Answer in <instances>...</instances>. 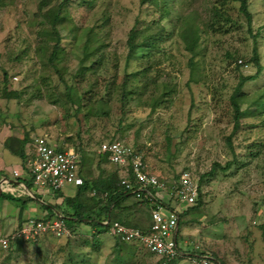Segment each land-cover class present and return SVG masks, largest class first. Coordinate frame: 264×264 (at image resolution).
<instances>
[{"label":"rangeland","instance_id":"rangeland-1","mask_svg":"<svg viewBox=\"0 0 264 264\" xmlns=\"http://www.w3.org/2000/svg\"><path fill=\"white\" fill-rule=\"evenodd\" d=\"M248 1L250 25L236 0H171L163 18L141 0H70V14L58 23L63 40L54 66L49 57L57 39L37 16L41 0H0V132L82 150L90 181L119 171L99 154L109 140L143 153L150 171L171 184L191 170L199 178V202L182 217L181 248L226 264H264V72L243 87L239 104L247 114L236 132L230 100L240 76L256 72L248 63L255 45L264 66V0ZM216 10L224 17L215 18ZM178 11L194 13L199 25L192 68ZM135 25L144 47L128 65ZM90 34L92 53L84 60ZM90 233L82 225L69 238L46 237L12 252L0 246V264H117L115 241ZM147 252L133 245L120 254L123 264H157Z\"/></svg>","mask_w":264,"mask_h":264},{"label":"built area","instance_id":"built-area-1","mask_svg":"<svg viewBox=\"0 0 264 264\" xmlns=\"http://www.w3.org/2000/svg\"><path fill=\"white\" fill-rule=\"evenodd\" d=\"M99 154L107 156L109 163L121 170L120 186L124 192L154 206L151 212L152 222L146 232L117 221H105L104 225L109 226L108 233L124 242L141 244L159 263L170 264L180 256V214L198 203L199 178L193 171L185 170L177 183L171 184L150 171L143 153L120 140L101 143ZM81 162V156L74 147H60L46 138L36 137L26 146L24 170L11 169L10 174L17 180L26 176L39 191L64 193L66 188L84 185L85 176ZM0 188L3 192L29 199L37 196L23 181L15 188L4 179L0 182ZM153 191L167 194L176 207L168 208L159 203ZM95 194L94 192L93 195ZM71 235L68 223L62 215L51 219L28 218L17 230L0 237V246L6 250L16 240L31 243L45 237L64 239ZM190 260L192 264H224L209 253L191 257Z\"/></svg>","mask_w":264,"mask_h":264},{"label":"trees","instance_id":"trees-1","mask_svg":"<svg viewBox=\"0 0 264 264\" xmlns=\"http://www.w3.org/2000/svg\"><path fill=\"white\" fill-rule=\"evenodd\" d=\"M241 3L240 5V11L243 15H245L246 19L248 20V24L250 25L252 23L253 17L249 9V1L248 0H236ZM53 0H41V3L38 8V14L37 16L39 18H43L46 20V22L51 26L50 30L51 33L56 37L57 42L52 47V52L49 57V61L52 65L55 66V61L59 57L60 51H61V42H62V35L61 32L58 29V23L59 21L65 17L68 16L70 13V0H62L59 4H53ZM142 4L149 3L152 6L156 8L157 11H162L161 18L168 16L170 11V2L171 0H141ZM51 6V7H49ZM49 7V9L45 12L43 10L45 8ZM215 18L217 16L224 17L223 14H221L219 11L216 10L214 12ZM177 15L179 16V20L181 21V28H180V36L185 43L187 51L191 54L190 59V66L191 68L195 66V58L198 55L199 52V43L201 41V35L200 31L198 30L199 25L196 22V17L194 13L185 14L184 12L178 11ZM140 19L137 20V24H139ZM139 26L135 25L128 33L127 38V49L128 53L126 55V61L129 65L133 58L136 56L137 52L144 47L143 43L138 42V31ZM163 28V27H162ZM164 30V29H161ZM50 33V34H51ZM49 34V33H48ZM91 34L88 35L89 39L86 40V43L84 44L83 48V59L88 58L89 55L92 53L90 52L91 47ZM256 42L258 35L254 36ZM151 42V41H150ZM149 43V39L147 41ZM97 49V48H96ZM94 52V51H93ZM253 56L252 59L249 60L248 63H252L256 67V72L252 75H241L239 84L235 87L234 93L231 96V103L234 108V119H235V132L238 131L241 128V120L246 116V112L243 111L240 107L239 101L242 100L245 97V94L243 93V87L247 82L250 81H257L261 75L264 72V66L261 64V59L259 55L258 47L255 45L253 50ZM88 56V57H87ZM227 56L231 59H234L231 53H228ZM82 60L81 62H83ZM237 69H241V66L236 64ZM5 77H7V74H5ZM126 86L127 84H123V94H122V100L126 99ZM264 91V86L263 89ZM71 99V98H70ZM153 109H155L158 106V102L155 101ZM14 141L18 146L15 149L12 147V152L19 156L23 161L26 159V146L29 143V139L23 138L21 140L9 138L7 140L6 146L11 147L13 144L11 143ZM80 152L82 150L79 149ZM80 152H78L80 154ZM81 156V167L84 166V156ZM104 156V155H103ZM107 159V156H104ZM108 161V159H107ZM122 175L121 170L114 172L112 175L108 177H99L97 180L90 181L86 178L84 185L79 186L74 189V195L68 196L63 195V203L64 206L67 208L62 210L60 207L53 206V210L58 214L62 215L63 218L67 221L68 226L71 230L72 235H75L78 233V229L82 225H87L91 230L92 238L94 237L96 239L100 238L103 234H107L109 231V226L104 225L105 221H117L121 224H124L128 227H133L139 230H142L146 232L152 222V209L154 206L149 203L145 202L144 200H139L135 197V195L129 194L127 192H124L123 189L120 186V177ZM1 176V174H0ZM163 179V178H162ZM179 179V177H178ZM166 180V179H164ZM167 181V180H166ZM178 181V180H177ZM174 182V183H177ZM29 187H31V184H28ZM96 193V195H93V193ZM162 193L160 191H153V194L156 196V199L159 201V203L167 206L170 208V204L164 201V199L161 197V195L158 197L157 194ZM200 194V191H199ZM2 198L15 202L20 203L22 202L21 199L14 197L13 195L9 193H2ZM199 202V201H198ZM24 202L23 204H25ZM129 203V204H128ZM22 204V205H23ZM127 205V206H126ZM130 205V206H129ZM198 203L184 211L182 214H180V221L182 223V217L185 214H189L193 211L197 210ZM133 208H137L136 215L137 218L135 221H128L126 219V216L124 214V211L130 210ZM149 211L150 218L148 216V223H147V215L145 214L146 211ZM58 217L57 215L53 214L52 217ZM51 217V218H52ZM49 218V219H51ZM46 219V218H42ZM264 228V227H263ZM180 233V230H179ZM46 238V237H45ZM43 238V239H45ZM115 238V248L114 251L117 255V264H123L125 261L121 257V251L125 247L131 248L133 243H127L121 240L120 238ZM25 245L26 243L21 240H16L11 243V246L8 249H2L5 251L12 252L14 245L21 246ZM136 246H140V248H144L141 244H137ZM180 256L173 260L170 264H178L180 261L184 258L183 256H186L182 252L185 253V251H182V249L179 247ZM161 264V263H157Z\"/></svg>","mask_w":264,"mask_h":264},{"label":"crops","instance_id":"crops-1","mask_svg":"<svg viewBox=\"0 0 264 264\" xmlns=\"http://www.w3.org/2000/svg\"><path fill=\"white\" fill-rule=\"evenodd\" d=\"M11 137L18 139V140H21L24 138L21 136H16L15 134H13L10 131L0 132V174H1L0 182L4 179H7L10 186L15 187V188L18 187V184L21 181L32 185V183L30 181H28V178H26V176L17 180L15 178H13L12 175L10 174L11 169L19 168V169L24 170L23 160L19 156L15 155L12 152V150H11L12 146L11 147L6 146L7 140ZM30 188L33 191H35V194L37 195L36 198H34V199H29L26 197H20L17 194L9 193L16 198L21 199L22 202H20V203H15V202H12V201H9V200L2 198L1 197L2 193H7V192L1 191L2 189L0 188V233H2L0 235V237L11 234L15 230H17L18 227L21 225V223L24 222L25 220H27L28 218H38V219L46 218V219H49L52 217L53 214L59 216L53 210V206L60 207V208H62V210H64L65 207H64V203H63V197H61V196L57 197L56 193H52L51 191H45V192L39 191V190L35 189L33 186H31ZM60 194L62 196L65 194L68 196H73L74 191H73V194H71V195L67 194L66 192H64V193L62 192ZM46 196H49L47 201H46V199H44V197H46ZM24 202H26V203L23 204ZM136 210H137V208H133V209L124 211V214H125L126 219L128 221H135L136 220V218H137ZM52 218H55V216H53ZM184 229L185 228H183L181 226V221H180L179 222V230H180L179 247L180 248H181V246H180L181 241L180 240L184 234L183 233ZM105 235H109L112 238V240L115 241V238L111 234L107 233ZM133 244H135V246H136V243H133ZM138 247H140V246H138ZM182 251H184V249H182ZM147 253L150 254L149 252H147ZM182 253L185 255H188V259H190L192 257V256H190L191 254L189 253V251H187L185 253L182 252ZM188 259L183 258L181 261L186 262ZM221 262H223V261H221ZM224 264H226V263H224Z\"/></svg>","mask_w":264,"mask_h":264},{"label":"clouds","instance_id":"clouds-1","mask_svg":"<svg viewBox=\"0 0 264 264\" xmlns=\"http://www.w3.org/2000/svg\"><path fill=\"white\" fill-rule=\"evenodd\" d=\"M196 256H199V255H196ZM194 257V256H193Z\"/></svg>","mask_w":264,"mask_h":264}]
</instances>
